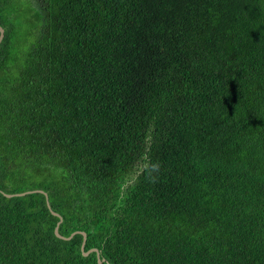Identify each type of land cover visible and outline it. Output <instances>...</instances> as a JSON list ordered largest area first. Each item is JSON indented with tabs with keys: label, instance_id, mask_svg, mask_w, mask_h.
<instances>
[{
	"label": "trees",
	"instance_id": "trees-1",
	"mask_svg": "<svg viewBox=\"0 0 264 264\" xmlns=\"http://www.w3.org/2000/svg\"><path fill=\"white\" fill-rule=\"evenodd\" d=\"M0 264H264V0H0Z\"/></svg>",
	"mask_w": 264,
	"mask_h": 264
},
{
	"label": "water",
	"instance_id": "water-1",
	"mask_svg": "<svg viewBox=\"0 0 264 264\" xmlns=\"http://www.w3.org/2000/svg\"><path fill=\"white\" fill-rule=\"evenodd\" d=\"M3 34H4V30L2 27H0V42L3 38ZM31 193H40V194H43L44 197H45V200H46V206L47 208L50 210L51 214L55 217H57L59 220L54 228V235L56 238L58 239H61V240H70L73 236L79 234L82 236V243H81V247H80V250H81V253L82 255L85 257V256H88L89 254L91 253H95V256H96V260H97V264H102L104 262L103 259L100 258V252L96 249V248H91L89 249L88 251H84V246H85V242H86V234L84 232H81V231H75L73 233H71L68 237H64L62 235L59 234V225L60 223L62 222V218L61 216L52 211L50 206H49V203H48V199H47V194L42 191V190H35V191H26V192H23V193H17V194H5V193H2V195L6 198H12V197H20V196H24V195H27V194H31Z\"/></svg>",
	"mask_w": 264,
	"mask_h": 264
}]
</instances>
